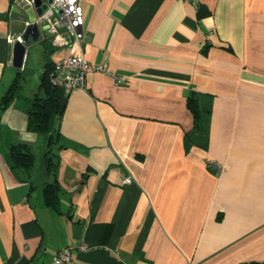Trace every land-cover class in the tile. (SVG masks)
Here are the masks:
<instances>
[{
    "label": "crops",
    "instance_id": "obj_1",
    "mask_svg": "<svg viewBox=\"0 0 264 264\" xmlns=\"http://www.w3.org/2000/svg\"><path fill=\"white\" fill-rule=\"evenodd\" d=\"M15 1L0 12V100L30 74L31 44L40 73L0 110V264H49L71 246L67 264L264 263V0H81L86 41L59 47L38 31L21 70L12 41L28 17ZM69 55L111 75L62 92L53 210L45 138L22 99ZM18 143L35 158L29 177L11 170Z\"/></svg>",
    "mask_w": 264,
    "mask_h": 264
},
{
    "label": "trees",
    "instance_id": "obj_2",
    "mask_svg": "<svg viewBox=\"0 0 264 264\" xmlns=\"http://www.w3.org/2000/svg\"><path fill=\"white\" fill-rule=\"evenodd\" d=\"M197 8L199 15L205 14L206 11L202 7L197 6ZM52 69L53 65L51 64H47L44 67L37 92L30 99L22 100L23 108L27 115L28 130L45 138L44 146H46V152L43 160L47 179L43 183L41 197L45 206L53 210H57L60 187L56 176V167L53 162L56 155H54L52 150L54 146L58 144L59 135L54 133L55 131L53 130L52 125L53 121L60 116L63 107L61 106L62 91L54 87L49 80V74ZM22 82V73L17 72L8 90L0 100V110H4L15 99L20 98V92L23 88ZM186 105L193 117V130H199L202 111L198 108L193 95L187 99ZM9 159L11 163V170L22 172L26 175V177L30 176L34 169L35 158L30 151L29 146L23 143L13 144L9 148Z\"/></svg>",
    "mask_w": 264,
    "mask_h": 264
},
{
    "label": "built area",
    "instance_id": "obj_3",
    "mask_svg": "<svg viewBox=\"0 0 264 264\" xmlns=\"http://www.w3.org/2000/svg\"><path fill=\"white\" fill-rule=\"evenodd\" d=\"M33 11L34 19L23 21L19 35L12 43H23L27 29L36 27L37 31L47 37L56 46H68L72 43L80 47L86 41L84 33V17L81 0H27ZM39 1L36 7L35 3ZM195 1V0H191ZM40 11L35 15L34 11ZM91 73L111 75L105 64L92 65L82 55H69L53 65L49 74L51 84L62 92L85 90L87 77ZM121 81V80H117ZM125 183H129L126 179ZM72 246L61 249L49 264H67L71 259ZM78 251H86L85 245L77 247Z\"/></svg>",
    "mask_w": 264,
    "mask_h": 264
},
{
    "label": "water",
    "instance_id": "obj_4",
    "mask_svg": "<svg viewBox=\"0 0 264 264\" xmlns=\"http://www.w3.org/2000/svg\"><path fill=\"white\" fill-rule=\"evenodd\" d=\"M15 4L23 11H25V14L27 15L29 21H33V12L30 8L29 4L24 0H16ZM39 5V1L36 2V7ZM38 14H40V11H38ZM29 38H31V42L35 43L40 41V35L38 34L37 28L32 27L27 29L25 35L23 36V43L24 45H21L17 42L13 43L12 48V67H14L17 70H21L24 63L25 58V47L29 44Z\"/></svg>",
    "mask_w": 264,
    "mask_h": 264
},
{
    "label": "rangeland",
    "instance_id": "obj_5",
    "mask_svg": "<svg viewBox=\"0 0 264 264\" xmlns=\"http://www.w3.org/2000/svg\"><path fill=\"white\" fill-rule=\"evenodd\" d=\"M8 7V0H0V12H4ZM36 47V48H35ZM36 45L31 44V46L28 47V57L30 58L28 60V63L26 64V71H29V75L22 74L23 78L25 77V81L22 82V85L24 86L22 94L25 95V93L30 92L33 88H35V84L37 83L38 76L40 73L39 65H38V58L36 57L37 52Z\"/></svg>",
    "mask_w": 264,
    "mask_h": 264
},
{
    "label": "bare ground",
    "instance_id": "obj_6",
    "mask_svg": "<svg viewBox=\"0 0 264 264\" xmlns=\"http://www.w3.org/2000/svg\"><path fill=\"white\" fill-rule=\"evenodd\" d=\"M33 12V11H32ZM33 17H34V15H33Z\"/></svg>",
    "mask_w": 264,
    "mask_h": 264
}]
</instances>
